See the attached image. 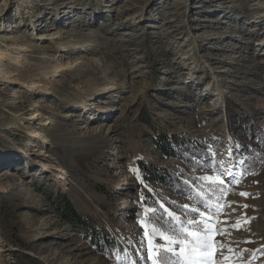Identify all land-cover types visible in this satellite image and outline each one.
Masks as SVG:
<instances>
[{
	"label": "rangeland",
	"instance_id": "1",
	"mask_svg": "<svg viewBox=\"0 0 264 264\" xmlns=\"http://www.w3.org/2000/svg\"><path fill=\"white\" fill-rule=\"evenodd\" d=\"M60 5L73 18L55 20ZM45 21L63 46L29 38ZM0 23L23 35L11 54L0 39L20 94L0 81V173L23 174L0 177V264H158L149 244L188 264L194 239L198 264H264V0H0ZM186 138L202 158L155 144L172 152ZM142 162L198 197L143 180Z\"/></svg>",
	"mask_w": 264,
	"mask_h": 264
},
{
	"label": "trees",
	"instance_id": "2",
	"mask_svg": "<svg viewBox=\"0 0 264 264\" xmlns=\"http://www.w3.org/2000/svg\"><path fill=\"white\" fill-rule=\"evenodd\" d=\"M257 130H260V128L257 127ZM155 144L158 145L163 152L169 153L168 157H180L181 154H179V152L183 151L184 153L182 154L181 158L182 159L184 158L187 162L190 161V159H189L190 153L196 157L202 158L198 154H200L199 151L203 149L204 145L195 139L186 138L183 140L182 143H180V145H178L176 141L175 142L173 141L171 144L175 148L172 152L167 151L166 146L168 147L169 145L161 146V143H160V141L158 142V140L155 142ZM175 144H176V146H175ZM236 145H237V147H242L244 144L242 142L238 141L236 143ZM141 164H142V167L144 168V172L142 173V176L144 178L143 180H146V179L150 180L151 179V180L157 181L160 184H165V183L169 182L171 185H173V187L177 188L178 191H181V192L186 191V193L190 194L191 197H193V196L198 197V195L191 192V188H190L188 182H182L181 180H178L176 178L177 176H175V174L172 173L171 171L166 170V169L161 168V167H158V166H154L152 164L145 163V162H142ZM189 180L191 182H194V183L199 182L196 177H189ZM201 188L204 190L208 189L202 185H201ZM141 189H142L141 194H142L143 198L145 199V202L147 204H150L151 202H153L154 197H152V194H150L148 192L145 185ZM66 208H68V207H66ZM187 212H188V210H187ZM160 217H161L162 222H164L165 226L167 227V229L172 234H178L179 231H181L180 228H177L178 222H179L178 218L173 217V216H168L166 218L164 215H162ZM87 219H88L87 217H84V216L79 215V214H76V216H75L76 223L78 225H80L81 227H83L84 231H86V232L90 231L94 241H97L98 244H100V243H102V245L110 244L111 246L113 245V247H115V244H114L115 241L112 242L109 240L108 231L106 229H103L101 226H97V224H95L94 221L92 223L91 221H89ZM147 246L150 247L153 254H155L154 256H155L158 264H165L172 259V256H170L168 253L162 254L160 251V247L158 245H155V244L150 245L149 244Z\"/></svg>",
	"mask_w": 264,
	"mask_h": 264
},
{
	"label": "bare ground",
	"instance_id": "3",
	"mask_svg": "<svg viewBox=\"0 0 264 264\" xmlns=\"http://www.w3.org/2000/svg\"><path fill=\"white\" fill-rule=\"evenodd\" d=\"M65 3H63L64 5ZM66 6V4L64 5ZM70 9H73L71 12H64L65 10L62 8V5L59 6L58 10H56L54 12V18L55 20L58 19V15L61 14L59 17H63V15H67V19H71L73 18L75 12H73L75 9H77L74 6H71ZM66 13V14H65ZM72 15L69 17V15ZM39 18H43V15H39L38 16ZM70 23V20L69 22ZM22 24V22L20 21V23L14 25V27L18 28L20 25ZM37 24L39 23H35L31 26V28L33 30H31V33H29V38L31 40H35L37 42H45V46L47 47H58V46H61L62 44H64V38L67 37L66 35L62 34L60 35L59 34V31H55V32H51V33H45L46 31H48V29H50L51 27L48 26V21H45L42 25L46 26V29L43 30V27L39 28L40 26L36 27ZM37 28V29H36ZM39 28V30H38ZM36 29V32L34 31ZM4 30H6L3 26H1V23H0V39H4V40H9L11 41V43L13 44V46L11 45H8L9 48L5 51V53L7 52L8 54L10 52H15L17 51V47H15L16 44L14 43H18L20 42L22 39H23V35L20 33V30H13V29H8L7 30V34L4 33ZM261 39V40H260ZM260 42L259 44H257L258 46H261L263 45V41H264V37L260 38ZM26 40V39H25ZM29 43V42H28ZM38 43V44H40ZM32 44V43H30ZM38 44H33V45H28V46H39ZM254 45V43H253ZM17 46V45H16ZM63 46V45H62ZM20 47V46H19ZM29 48V47H28ZM1 50V49H0ZM66 49H63V51H65ZM3 51V50H1ZM9 51V52H8ZM4 54V53H3ZM11 54V53H10ZM1 55V54H0ZM62 56H64L62 53L60 54H56V57H57V60L61 59ZM54 57V56H53ZM40 58V57H39ZM41 58L44 59V57L42 56ZM52 59V58H51ZM2 60V59H1ZM44 62V61H42ZM55 63V61H54ZM61 64V63H60ZM0 81L1 82V86H3L4 88L8 89V87L12 88L14 90V96L15 97H19L20 94H19V89L18 88H15L16 84L18 83V79L15 77V75L12 73V72H9L7 69H6V64L3 62L2 64H0ZM38 82V81H36ZM84 108H87V107H84ZM96 109H98V107H96ZM94 109V110H96ZM100 110V109H99ZM39 114V113H38ZM72 114H70L69 116H71ZM36 117V118H42L41 116H38L37 114H34L33 117ZM32 118V117H31ZM30 131V130H29ZM30 133V132H29ZM31 134L33 135V137L35 138H38V139H41V140H46L44 135L40 132H37V131H32ZM36 154V156H42L44 155L45 152L43 151H38L37 153L34 152ZM33 153V154H34ZM42 170L43 171H46V172H50V173H54V171H57L56 173V176L57 178H61V179H65L64 176H62L64 174V171L63 170H58L56 167H54L53 165H46V164H43L42 166ZM23 176V174H20L18 171L14 170V169H5V171H3V173H0V177H8L9 179H21V177Z\"/></svg>",
	"mask_w": 264,
	"mask_h": 264
},
{
	"label": "snow or ice",
	"instance_id": "4",
	"mask_svg": "<svg viewBox=\"0 0 264 264\" xmlns=\"http://www.w3.org/2000/svg\"><path fill=\"white\" fill-rule=\"evenodd\" d=\"M204 179H207V178H204ZM241 195H247V194L246 193H241ZM194 211H195V209H194ZM153 231H157V230L154 229ZM159 234L163 235L162 232L159 233ZM165 239H169L170 240L171 238L165 236ZM171 242L172 243H182V242L176 241V240H172ZM198 243H199L198 240L197 239H194V240H192V241L189 242V244L187 246V249L184 248V247H182V249H181L182 253L185 252V251H190V253H191V255L189 257L188 264H198V261L195 259V254L197 253V246L196 245H198ZM166 251L172 252L173 250H172L171 247H169V248L166 249ZM154 264H155V260H154Z\"/></svg>",
	"mask_w": 264,
	"mask_h": 264
}]
</instances>
